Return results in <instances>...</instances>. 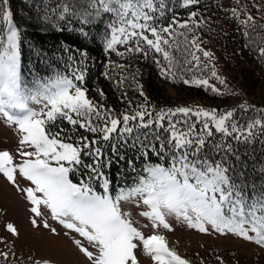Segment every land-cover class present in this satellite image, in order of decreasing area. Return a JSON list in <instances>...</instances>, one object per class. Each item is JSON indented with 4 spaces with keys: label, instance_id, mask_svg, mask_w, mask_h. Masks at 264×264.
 Segmentation results:
<instances>
[{
    "label": "snow or ice",
    "instance_id": "1",
    "mask_svg": "<svg viewBox=\"0 0 264 264\" xmlns=\"http://www.w3.org/2000/svg\"><path fill=\"white\" fill-rule=\"evenodd\" d=\"M198 4L199 0H183L182 7ZM254 7L264 11L260 5ZM68 11L66 7L64 12ZM167 11L165 0H87L80 15L83 24L89 18L111 17L106 52L120 58L151 55L162 78L175 79L178 70L187 71L193 76L180 75L185 85L223 94L208 78L194 74L207 69L212 55L201 48L196 34L205 21L190 12L186 20L173 17L164 24ZM231 19L253 42L251 32L258 27V18L233 7ZM259 19L264 20V15ZM0 21L7 23L0 32V118L13 127L17 138L14 150H0V176L21 193L32 230L57 243L64 239L85 264H141V256L152 264H190L168 247L161 233L173 231L170 220L199 234L231 237L264 250V192H249L228 164L229 156L240 158L229 138L250 143L258 133L264 135V118L241 125L233 110L157 111L149 110L146 103L135 107L129 103L128 109L116 114L89 98L84 73L75 70L72 77L58 74L30 90L21 80L19 34L6 7L0 8ZM257 47L264 57V46ZM210 75L224 83L214 69ZM126 80L117 81L118 86ZM99 95L103 97V91ZM129 140L148 162L132 185L113 189L103 171V148L110 145L115 153L118 144ZM129 167L136 171L131 161ZM76 174L78 182L72 178ZM125 206L132 211H125ZM133 213L144 223L137 226ZM3 231L7 235L0 236V244L8 251L0 250V257L11 264L14 252L7 240L19 239L20 229L5 222ZM31 264L42 260L33 259ZM43 264L52 262L45 259Z\"/></svg>",
    "mask_w": 264,
    "mask_h": 264
},
{
    "label": "trees",
    "instance_id": "2",
    "mask_svg": "<svg viewBox=\"0 0 264 264\" xmlns=\"http://www.w3.org/2000/svg\"><path fill=\"white\" fill-rule=\"evenodd\" d=\"M182 3L183 0H165L170 11L166 12L163 23L167 24L173 17L186 20L190 12L197 13L196 18L205 21L196 34L202 41L201 48L212 55L207 61V69L204 72L194 70V74L208 78L209 83L223 93L221 95L213 93L210 88L185 85L180 75L188 79L193 76L187 71L178 70L175 79L162 78L151 55L147 58H120L115 53L106 52L104 43L111 17L104 15L100 19L89 18L87 24L81 23L80 14L84 12L87 0H7L6 6L0 4V8L10 10L12 24L18 31L20 76L24 86L30 90H35L58 74L72 77L75 70L84 73L83 87L88 90L89 98L116 114L128 109L129 103L133 107L146 103L149 110L157 111L181 107L175 100L167 99L164 92L166 86L173 88L178 95L184 93L190 96L187 102L195 99L200 104L191 106L185 103L182 107L209 109L201 104L209 101L214 109L233 110L234 118L241 125L255 118H264V106L245 100L247 94L240 89H251L253 81L264 76V57L258 55L257 47L264 46V29L259 27L264 25V20L259 19L264 11H256L254 7L260 5L264 9V0H240L239 5L235 0L228 3L226 0H199L198 5L189 8L182 7ZM66 7L69 8L67 13L64 12ZM233 7H242L258 18V27L251 32L253 42L247 40L243 35L244 29L231 19ZM6 27L7 23L0 21V32ZM116 64H124L125 68H116ZM213 69L224 81L223 84L211 78L210 70ZM234 74L235 81L231 78ZM123 77L127 80L118 86L117 81ZM100 91H103V97L99 95ZM241 106H246L247 110ZM229 142L240 157L238 160L236 156L228 158L234 178L244 182L247 190L254 195L264 192V135L258 133L250 143H236L230 138ZM131 144V140L118 144L115 153L110 145L103 148V171L112 181L113 189L132 185L148 162ZM84 159L91 163L90 158ZM152 160L155 162L156 157L153 156ZM129 161L136 171L129 167ZM72 178L78 182L79 174Z\"/></svg>",
    "mask_w": 264,
    "mask_h": 264
},
{
    "label": "rangeland",
    "instance_id": "3",
    "mask_svg": "<svg viewBox=\"0 0 264 264\" xmlns=\"http://www.w3.org/2000/svg\"><path fill=\"white\" fill-rule=\"evenodd\" d=\"M231 0H226V3ZM236 74L231 78L234 80ZM235 81V80H234ZM238 83L239 81L236 80ZM33 87V85H32ZM247 95L245 100H249L259 106H264V76L261 75L253 81L251 89L245 90L240 88ZM164 92L168 100H175L180 106L185 103L191 106L200 105L195 99L189 100L190 97L184 93L180 95L170 87L164 86ZM204 106L208 110L214 109L211 102L206 101ZM36 109L39 106L36 104L30 105ZM17 138L13 127H8L3 118H0V150H14ZM26 182L21 181L24 186ZM27 205L21 195L11 185L7 184L2 176H0V236H6L3 231L5 222H14L20 229L19 239L9 237L8 245L13 249L14 255L10 253V262H27L31 264L33 259H47L52 264H85V261L77 254L74 248L69 245V249L61 250L54 246V240L45 237L42 232L34 231L27 223L28 213L26 212ZM125 211H132L128 206H125ZM134 220L139 221L137 226L144 223L143 219L133 213ZM54 227L59 226L52 222ZM173 231L169 232L161 230L168 242V247L177 252L182 258L190 261V264H264V250L259 249L253 244H245L238 239L231 237L225 238L216 234H199L194 230L187 229L174 220H170ZM0 250L8 251L3 244H0ZM65 253V254H64ZM0 264H7L0 257ZM141 264H152L148 257L141 256Z\"/></svg>",
    "mask_w": 264,
    "mask_h": 264
},
{
    "label": "bare ground",
    "instance_id": "4",
    "mask_svg": "<svg viewBox=\"0 0 264 264\" xmlns=\"http://www.w3.org/2000/svg\"><path fill=\"white\" fill-rule=\"evenodd\" d=\"M54 246L56 247V248H60L61 250L63 249V250H69V251H71V254H72V250L71 249H69L70 247H69V245L68 244H65L64 242H62V241H59V243H57L55 240H54ZM65 254V253H64Z\"/></svg>",
    "mask_w": 264,
    "mask_h": 264
}]
</instances>
